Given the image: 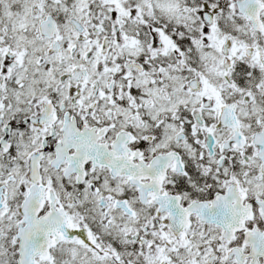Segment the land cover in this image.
Here are the masks:
<instances>
[{
	"label": "snow or ice",
	"instance_id": "obj_1",
	"mask_svg": "<svg viewBox=\"0 0 264 264\" xmlns=\"http://www.w3.org/2000/svg\"><path fill=\"white\" fill-rule=\"evenodd\" d=\"M0 264H264V0H0Z\"/></svg>",
	"mask_w": 264,
	"mask_h": 264
}]
</instances>
